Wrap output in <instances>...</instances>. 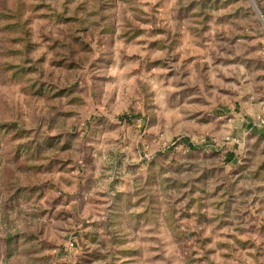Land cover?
<instances>
[{
    "label": "rangeland",
    "instance_id": "374dc122",
    "mask_svg": "<svg viewBox=\"0 0 264 264\" xmlns=\"http://www.w3.org/2000/svg\"><path fill=\"white\" fill-rule=\"evenodd\" d=\"M262 101L264 0H0V264H264Z\"/></svg>",
    "mask_w": 264,
    "mask_h": 264
},
{
    "label": "built area",
    "instance_id": "2783aa9c",
    "mask_svg": "<svg viewBox=\"0 0 264 264\" xmlns=\"http://www.w3.org/2000/svg\"><path fill=\"white\" fill-rule=\"evenodd\" d=\"M253 124L255 127L259 128V129H264V101H262V106H261V111L258 112L253 120ZM226 140H235V142H237L236 139L230 137V136H226L225 137ZM211 141H215V139H210L209 143H212Z\"/></svg>",
    "mask_w": 264,
    "mask_h": 264
}]
</instances>
